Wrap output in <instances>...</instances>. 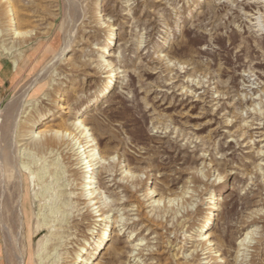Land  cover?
<instances>
[{
  "label": "rangeland",
  "instance_id": "rangeland-1",
  "mask_svg": "<svg viewBox=\"0 0 264 264\" xmlns=\"http://www.w3.org/2000/svg\"><path fill=\"white\" fill-rule=\"evenodd\" d=\"M78 120L109 174L98 224L74 203L68 153L37 157L42 179L31 162L32 135ZM108 215L94 264H264V0H0V264H15L5 238L21 264L74 262Z\"/></svg>",
  "mask_w": 264,
  "mask_h": 264
},
{
  "label": "bare ground",
  "instance_id": "bare-ground-1",
  "mask_svg": "<svg viewBox=\"0 0 264 264\" xmlns=\"http://www.w3.org/2000/svg\"><path fill=\"white\" fill-rule=\"evenodd\" d=\"M15 18H10V23H14L15 22V20H14ZM113 29L114 28H112V30H111V34L109 35V37L107 38V40H106V43H107V45H111L112 43H113ZM14 33H16V35H19V33L18 32H14ZM68 46H67V44L65 45V49L67 48ZM63 47H62V50H61V53L63 52V50H65ZM60 53V54H61ZM101 53L102 54H108L109 55V51L107 50V48L106 47H103L102 49H101ZM108 69H111V71H109V74L106 76V82L101 86V87H99L98 89H96V91H95V93H94V96H93V99H92V104H91V106H94V105H96L98 102H99V100L105 95V93H107V91H108V89L109 88H111L113 85H114V80H115V78L117 77V75H116V73H115V70L112 68V66H110V64H108ZM111 84H112V86H111ZM86 108H88V107H86ZM54 117H58V115L57 114H55L54 115ZM16 115L14 116V119H13V122H12V124H11V126H10V130H12V128L14 127V124H15V121H16ZM66 128H68L67 126H66ZM64 129V130H62V131H49V132H44L43 133V135H41L42 137H43V139H42V137H34L33 135L31 136V138L30 139H32V147H33V156H32V160H31V162H32V164H33V166H36L35 168L37 169V157H39V156H41V155H57L58 153H60V154H62V153H68L69 155H70V158H68L69 159V163H70V166H68V167H66V170H67V173L69 174V178L71 177V176H75V175H79L80 176V181H81V179L83 178L84 179V182L82 181V183H79V184H77L76 185V187H73V190L75 191V190H80V194H78L77 193V195H76V197H74V200H75V202H74V200H73V202L74 203H76L77 204V208H79V206L81 205V206H84L83 208H86L87 209V213H88V215H87V218H89V216H91V215H93V212L95 211V210H97V212L93 215L95 218H96V220H94V222L95 223H101V221H103V219H104V215H105V213L106 212H104L102 209H99L100 207H101V205L100 206H98V207H94V206H97L98 204H99V199H98V195L96 194L95 195V191H94V189L96 188V187H93V185H96V184H99L100 183V181L101 180H104L105 178H104V175H106V174H108V170H107V167H104V166H101V167H97L96 165L97 164H99L100 162L98 161V159H97V157H95L97 154H98V151L96 150V144H95V142H94V140H93V138H92V136H91V134L89 133V130L86 128V126L83 124V122H79V120L78 121H75L74 123H72V125H71V128L72 129H70L71 130V132H69L68 133V130L67 129ZM70 128V127H69ZM12 146V145H11ZM58 156V155H57ZM60 157V159H61V156H59ZM58 158V157H57ZM59 160V159H58ZM59 164H61V163H59ZM57 166L59 167V165L57 164ZM61 166H62V164H61ZM64 167V166H63ZM97 168H100L101 169V171L100 172H95V169H97ZM16 169V168H15ZM24 169V168H23ZM25 170V169H24ZM60 171V170H59ZM62 171H64V169L62 170ZM20 172V171H19ZM18 173V172H17ZM58 173V172H57ZM57 173L55 174V176L57 175ZM31 174V173H30ZM58 174H60L59 176H56V182L55 183H57L58 184V181H60V179L62 178L61 176L63 175V172H59ZM65 174V173H64ZM39 175V178L38 179H42L43 178V176L41 175V171L39 170V169H37V175L36 176H38ZM109 175V174H108ZM19 176V175H18ZM17 176V177H18ZM54 176V175H53ZM67 176V175H66ZM73 176V177H74ZM20 177V176H19ZM18 177V178H19ZM59 177V178H58ZM36 178V177H35ZM64 178V177H63ZM17 179V178H16ZM77 179V178H76ZM76 179L74 180V182H76ZM35 180V179H34ZM37 180V179H36ZM63 180V179H62ZM78 180V179H77ZM15 182H17V181H15ZM14 182V183H15ZM64 182V181H63ZM63 182H62V184H63ZM20 183V182H19ZM40 183V182H39ZM38 184V183H37ZM60 184V183H59ZM73 184V183H72ZM20 185V184H19ZM67 185H68V183H67ZM74 185V184H73ZM26 186H27V184H26ZM59 187L61 186V185H58ZM57 187V186H56ZM62 187H64L63 185H62ZM72 187V186H71ZM19 189H20V187H19ZM12 191V190H11ZM58 191H60V190H58ZM57 191V192H58ZM64 191V190H63ZM70 191H71V189H70ZM74 191H72V192H74ZM18 193V192H17ZM40 194V193H39ZM62 194V193H61ZM61 194H59V195H61ZM76 194V193H75ZM99 194V193H98ZM63 195V194H62ZM75 196V195H74ZM57 198V197H56ZM27 198H25L24 199V201H23V203H21V205L19 206L20 208V210L18 209V204L16 203V205L14 206L13 205V207H12V213L14 214H16V213H18L19 211L22 213L21 215H24V217H26V219H28V217H27V200H26ZM96 200V202L95 203H93L92 204V202H94ZM19 201V200H18ZM63 201V200H62ZM63 203V202H62ZM73 203V204H74ZM59 204V203H58ZM57 204V205H58ZM61 204V203H60ZM92 204V205H91ZM9 205V204H8ZM7 206V205H6ZM94 209H93V208ZM60 208V207H59ZM61 208H64V207H61ZM83 208H81V210L83 209ZM109 208H110V206H109ZM99 209V210H98ZM19 210V211H18ZM60 210V209H59ZM80 210V209H79ZM78 210V211H79ZM17 211V212H16ZM64 211V210H63ZM86 211V210H85ZM84 211V213L86 214V212ZM101 211H103L101 214H99V212H101ZM111 210H109L107 213H109ZM10 213V212H9ZM79 213V212H78ZM97 213H98V215H97ZM2 214V213H1ZM9 215V214H8ZM19 215V214H18ZM54 215V214H53ZM79 215V214H78ZM213 215V212L212 211H210L209 212V217L206 219V221L205 222H203V224H204V226L202 227V228H200L201 229V231L203 230V229H206V231L200 236V239L198 240L199 242H203L204 243V245H207V242H210V239L212 238V235H210L209 234V232L207 231L208 230V228H206V226L207 225H209L211 222V216ZM14 216V215H13ZM17 216V215H16ZM67 216V215H66ZM10 217V216H9ZM12 217V216H11ZM9 218V225H11L10 227H11V232L10 233H7V234H14V233H16V230H18L17 229V226H16V224L14 223L15 221H13L12 220V218ZM19 217L20 216H18V218L17 219H19ZM50 217V216H49ZM48 217V219H44V221H43V223L40 225L39 223V226L37 227V229H35L36 231H35V233L33 234V236H31V240L33 239V237H35V236H37L38 234H40V233H44L45 231H47V227L49 226V225H52L53 223H55V218L53 217V218H49ZM73 217V216H72ZM83 217V216H82ZM0 218H2V216L0 217ZM60 218V217H59ZM65 218H67V217H65ZM64 218V219H65ZM68 218H70V217H68ZM75 218V217H74ZM73 218V219H74ZM21 219V218H20ZM63 219V218H62ZM82 219V218H81ZM5 220V219H4ZM15 220V219H14ZM59 220V219H58ZM61 220V219H60ZM71 220V219H70ZM3 221V220H2ZM68 221H69V219H68ZM67 221V223H66V220H65V223L66 224H68V226H70L71 227V223H75V221H77V220H74V221H72V222H68ZM105 221H107L106 223V225H105V227H104V229L102 230V231H100V234H98V236H96V237H91V239H93V241L92 242H86L85 244H84V246L82 247V248H80V250H78V253H77V255H76V257H75V261L74 262H72L73 260H69V261H67V263L66 264H94L93 263V260H94V256L93 255H95V254H97V250L99 249V248H101V246L103 245V243H104V241H108V239H109V237L111 236V229H110V227H111V223H113L114 221L113 220H111V216L110 215H108L106 218H105ZM62 222H64V221H62ZM78 222V221H77ZM75 223L74 224V226H77V225H79L78 223ZM2 223V222H1ZM4 223V222H3ZM22 223V222H21ZM60 223V222H59ZM109 223H110V226H109ZM57 225V224H56ZM64 225V224H63ZM73 225V224H72ZM65 226V225H64ZM97 225L95 224V227H96ZM100 225H98V227H99ZM2 227V230L4 231L5 230V228H6V226H5V228H4V226L2 225L1 226ZM1 227H0V229H1ZM55 227V226H54ZM67 227V226H66ZM79 227V226H78ZM19 228H20V226H19ZM60 228V227H59ZM62 228H63V226H62ZM101 228V227H100ZM52 229V228H51ZM71 229H73V228H71ZM95 229V228H94ZM22 230H23V228H22ZM69 230V229H68ZM1 231V230H0ZM50 231H52V230H50ZM57 231V230H56ZM56 231H54V232H56ZM5 232H7V231H4V232H2V233H4V234H6ZM54 232H52V233H54ZM58 233H60V232H58ZM64 233V232H63ZM18 234H19V231H18ZM62 234V233H61ZM55 235V234H54ZM58 235V234H57ZM199 236V235H198ZM6 237V236H5ZM10 237V236H9ZM58 237V236H57ZM61 237V236H60ZM64 237V236H63ZM11 238V237H10ZM17 238V237H16ZM65 238V237H64ZM106 238V239H105ZM6 240H5V247L3 248L4 249V254H8L7 252H10L11 253V257H12V259H13V261H14V263L15 264H21V261H20V257H19V255L16 253V252H14V251H12L13 250V247H12V245H11V243H9V241L11 240H7V238H5ZM53 239V238H52ZM55 239V238H54ZM58 239V238H57ZM17 240H18V238H17ZM16 240V241H17ZM50 241V240H49ZM54 241V240H53ZM55 242H57V240H55ZM62 242H63V240H62ZM17 243V242H16ZM59 243H60V238H59ZM59 243H57V244H55L54 243V245L52 246L51 245V250L53 251V250H56L57 249V247L59 246V249H60V246H62L61 244L59 245ZM65 243H67V242H65ZM3 244V245H4ZM44 244V243H43ZM42 244V246H44ZM51 244V243H50ZM64 244V243H63ZM68 244H69V242H68ZM17 245H18V243H17ZM16 245V246H17ZM8 246H9V249H10V247L12 248V249H10V250H7V248H8ZM45 246H46V244H45ZM57 246V247H56ZM65 246V245H64ZM64 246H62V247H64ZM91 246H93V247H91ZM136 246H139V248L137 249V251H141L142 250V248H141V245L140 244H135L134 245V250H136ZM18 247V246H17ZM16 247V248H17ZM20 247V246H19ZM49 247V246H48ZM23 248V247H22ZM44 248V247H43ZM67 248V247H66ZM41 249H42V247H41ZM40 249V250H41ZM49 249V248H48ZM58 249V250H59ZM63 249V248H62ZM22 250V249H21ZM21 250H19V251H21ZM46 250V249H45ZM50 250V251H51ZM90 250V251H89ZM208 250V252H204V254H202V255H205V254H209L211 251L208 249V248H203L202 247V249L201 250H199V251H207ZM24 251V250H23ZM67 251V250H66ZM199 251H198V247L196 248V255H198L199 254ZM42 252H45L44 250L42 251ZM53 252H55L56 253V251H53ZM24 252H22L21 254H23ZM37 253V252H36ZM43 254V253H42ZM57 254V253H56ZM66 254V253H65ZM47 255V254H46ZM63 255V254H62ZM22 256V255H21ZM44 256V255H43ZM50 256H52L51 254H50ZM50 256H48V258L46 257V259H50L49 257ZM56 256V255H55ZM5 257V256H4ZM58 257H59V255H58ZM22 258H23V256H22ZM36 258V257H35ZM34 258V259H35ZM41 258V257H40ZM51 258H53V257H51ZM39 259V258H38ZM43 259H45V257L43 258ZM56 259V258H55ZM58 259V258H57ZM56 259V260H57ZM63 259V258H62ZM36 261V260H35ZM39 261V260H38ZM41 261V260H40ZM48 261V260H47ZM51 261H52V259H51ZM58 261H60L59 259H58ZM71 261V262H70ZM62 262V261H61ZM66 262V261H65ZM69 262V263H68ZM40 263V262H39ZM44 263V262H43ZM42 263V264H43ZM46 263V262H45ZM44 263V264H45ZM56 263H57V261H56ZM59 263V262H58ZM221 262H216V264H220ZM10 264V263H9ZM38 264V263H37ZM48 264H49V261H48ZM53 264H55V263H53ZM206 264H208V263H206Z\"/></svg>",
  "mask_w": 264,
  "mask_h": 264
}]
</instances>
